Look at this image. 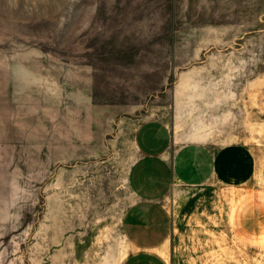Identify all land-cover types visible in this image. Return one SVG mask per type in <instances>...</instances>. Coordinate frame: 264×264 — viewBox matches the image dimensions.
Segmentation results:
<instances>
[{"label": "rangeland", "instance_id": "374dc122", "mask_svg": "<svg viewBox=\"0 0 264 264\" xmlns=\"http://www.w3.org/2000/svg\"><path fill=\"white\" fill-rule=\"evenodd\" d=\"M156 126L212 160L167 264H264V0H0V264H159L122 228Z\"/></svg>", "mask_w": 264, "mask_h": 264}, {"label": "crops", "instance_id": "0c3cea01", "mask_svg": "<svg viewBox=\"0 0 264 264\" xmlns=\"http://www.w3.org/2000/svg\"><path fill=\"white\" fill-rule=\"evenodd\" d=\"M158 123L153 125L161 124ZM149 131L155 135L151 136L149 145L143 147V155L129 176L134 200L123 216L122 228L131 246L127 260L135 255H147L156 257L159 264H167L172 234V214L167 200L172 181L176 177L185 178L188 171L191 176L207 172L209 167L211 171L212 160L199 149L187 151L190 155L187 158L174 156L171 159L170 141L161 137V129L156 126Z\"/></svg>", "mask_w": 264, "mask_h": 264}]
</instances>
